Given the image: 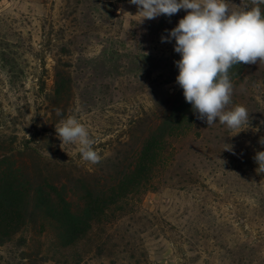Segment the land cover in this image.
<instances>
[{"label":"rangeland","instance_id":"obj_1","mask_svg":"<svg viewBox=\"0 0 264 264\" xmlns=\"http://www.w3.org/2000/svg\"><path fill=\"white\" fill-rule=\"evenodd\" d=\"M251 6L229 0L234 11ZM137 12L129 0H0V172L40 167L78 209L84 185L109 183L132 160L184 98L175 40L161 36L186 12L143 21ZM57 71L69 89L61 100ZM232 83L228 108L245 106L249 127H208L191 114L145 188L76 240L29 223L0 243V264H264V172L254 160L264 151V63L245 64ZM73 115L100 163L57 138L55 125Z\"/></svg>","mask_w":264,"mask_h":264},{"label":"clouds","instance_id":"obj_2","mask_svg":"<svg viewBox=\"0 0 264 264\" xmlns=\"http://www.w3.org/2000/svg\"><path fill=\"white\" fill-rule=\"evenodd\" d=\"M129 2L137 6L136 15L141 16L142 21L161 15L171 17L180 10L186 12L174 28L165 30L167 36H161L162 43L175 40L174 51L181 57L174 61L179 70L175 79L183 90L185 101L192 106L197 119L206 121L208 127L217 120L232 131L245 125L249 127L250 114L245 106L228 108L233 95L229 73L237 65L264 63V11L261 9L264 0H251L252 7L235 11L229 7V0ZM57 115H61L59 109ZM55 132L61 145L78 146L82 161L93 165L100 163L95 140L76 116L62 119L55 125ZM259 143L264 145V137ZM224 150L231 151L232 146ZM254 160L264 172V151L256 152Z\"/></svg>","mask_w":264,"mask_h":264},{"label":"trees","instance_id":"obj_3","mask_svg":"<svg viewBox=\"0 0 264 264\" xmlns=\"http://www.w3.org/2000/svg\"><path fill=\"white\" fill-rule=\"evenodd\" d=\"M261 9L264 11V5ZM244 65L230 69L232 80L241 73ZM62 82L57 71L54 95L60 100L69 91ZM191 114L192 106L184 98L169 113L163 114L160 124L142 141L132 160L120 173L111 176L112 181L105 184L94 181L82 187L84 201L78 209L68 201L65 188L56 184L42 168L35 166L31 171L23 163L8 166L0 172V243L29 223L38 221L48 223L59 236L79 239L93 224L106 217L113 206L148 185L153 171L162 162L167 138L181 133L193 119Z\"/></svg>","mask_w":264,"mask_h":264}]
</instances>
